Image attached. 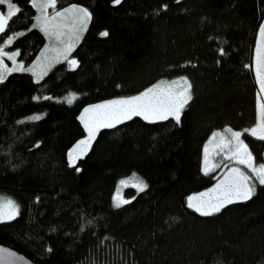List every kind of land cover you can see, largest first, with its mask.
<instances>
[{
	"label": "trees",
	"instance_id": "16d2710c",
	"mask_svg": "<svg viewBox=\"0 0 264 264\" xmlns=\"http://www.w3.org/2000/svg\"><path fill=\"white\" fill-rule=\"evenodd\" d=\"M12 2L21 10L0 43L19 32L9 47L30 64L46 39L33 26L32 3ZM73 3L93 14L72 50L76 66L62 60L38 80L20 70L0 81V196L18 205L0 221V247L16 264H264V186L216 213L187 203L216 181L202 170L214 131L241 130L255 162H264V139L245 131L256 121L251 63L264 0H57L60 8ZM183 76L193 99L179 122L136 114L101 127L68 162L86 134L85 105ZM69 93L77 94L71 103ZM124 178L148 187L127 184L116 204Z\"/></svg>",
	"mask_w": 264,
	"mask_h": 264
},
{
	"label": "snow or ice",
	"instance_id": "6c2138e0",
	"mask_svg": "<svg viewBox=\"0 0 264 264\" xmlns=\"http://www.w3.org/2000/svg\"><path fill=\"white\" fill-rule=\"evenodd\" d=\"M36 9L33 17L35 24L48 38L49 44L41 49V55L27 68L33 73L35 79L40 78L52 62L57 59H67L69 67H75L78 60L68 53L78 41L80 35L88 25L92 12L82 4H69L67 7H57V0H29ZM112 4H118L120 0H111ZM7 11H0V30H4L11 17L21 9L12 0H4ZM167 8L166 4L161 5ZM49 9H51L49 11ZM19 32L7 36L0 44V81L5 79V73L13 72L17 65L23 67L24 61L17 60L20 51H5L4 46L11 44L14 36ZM102 35H107V31ZM223 52L224 49H219ZM4 57L12 61L10 67L4 62ZM253 65L256 83L259 85L256 98V122L246 131L253 137L264 139V20L258 25ZM76 93H69L68 102L71 103ZM193 99L192 84L187 76L178 77L172 81L158 80L137 91L133 95L117 96L101 100L97 103L87 104L80 112L79 119L83 123L87 135L78 139L72 148L68 150V162L75 164V156H81L87 151L97 131L104 125L117 124L121 120H127L131 116L139 114L144 120H164L174 117L177 122L181 120V113L190 100ZM33 119L38 117L34 116ZM229 135L214 131L209 137L214 148H219L223 155L230 157L240 165H246L249 171L233 164L227 169H221L217 176V182L210 188L201 192L192 193L187 197V203L196 212L216 213L225 205L233 201H248L254 196L259 186H264V162L256 163L253 152L243 139L241 132L228 128ZM39 143V141H37ZM209 144L204 145L203 171L207 172L214 164L209 160ZM79 171V169H77ZM121 184L124 180L120 181ZM137 189L147 188L148 185L139 180ZM121 202H124L121 200ZM18 205L10 198L0 199V220H9L17 214ZM81 227H84L82 224ZM14 257L8 249H0ZM7 264H16L15 259H9Z\"/></svg>",
	"mask_w": 264,
	"mask_h": 264
},
{
	"label": "rangeland",
	"instance_id": "374dc122",
	"mask_svg": "<svg viewBox=\"0 0 264 264\" xmlns=\"http://www.w3.org/2000/svg\"><path fill=\"white\" fill-rule=\"evenodd\" d=\"M0 3H1V5L4 7V8H2V9H0V11H4V12H6L7 11V4L6 3H4V0H0ZM58 7V6H57ZM67 7V6H66ZM58 8H60V7H58ZM51 9H49V11H50ZM264 20V19H263ZM35 24V23H34ZM38 28V27H37ZM39 29V28H38ZM40 30V29H39ZM85 30V29H84ZM41 31V30H40ZM42 32V31H41ZM84 32V31H83ZM83 32H82V34H83ZM43 33V32H42ZM257 33H258V30H257ZM257 33H256V36H257ZM44 34V33H43ZM82 34L80 35V37H79V39H78V41L80 40V38H81V36H82ZM45 36V35H44ZM45 39H46V41H45V45L46 44H49L50 42H49V40H48V38L45 36ZM77 41V42H78ZM77 42L75 43V45L77 44ZM255 42H256V39H255ZM9 45L10 44H8V45H6V47L4 48L5 49V51H15L16 49L15 48H12V47H9ZM44 45V46H45ZM75 45L72 47V49H71V51L68 53V57L69 58H71L72 56H74L73 54H72V50H73V48L75 47ZM8 46V47H7ZM44 48V47H43ZM254 49H255V44H254V47H253V55H254ZM39 55H41V51L39 52V54L37 55V56H39ZM37 56H36V58H37ZM75 57V56H74ZM17 60H21L20 58H19V52L17 53ZM36 58L34 59V60H36ZM76 58V57H75ZM253 58V57H252ZM33 60V61H34ZM62 60H65L66 62H67V64H68V60L67 59H57V60H55L54 62H52L51 63V65L43 72V73H41L40 74V78L49 70V68L54 64V63H56V62H58V61H62ZM23 61V60H22ZM32 61V62H33ZM4 62L5 63H7L10 67L12 66V61H11V59L10 58H8V57H4ZM32 62L30 63V64H26L25 62H24V64H23V67H21L20 65H17L16 66V68H15V70L14 71H20V70H27V68L32 64ZM252 65H253V59H252V63H251ZM68 66H69V64H68ZM253 68V74H254V77H255V71H254V67H252ZM10 73V72H9ZM32 73V72H31ZM6 74H8V73H5V75ZM32 75H33V73H32ZM34 77V76H33ZM39 78V79H40ZM178 77H175V78H171V79H163V80H166V81H172V80H174V79H177ZM35 79V78H34ZM36 80H38V79H36ZM256 80V79H255ZM257 84V83H256ZM257 87H258V90H259V85L257 84ZM261 95L262 96H264V93H261ZM93 104V103H92ZM256 122V121H255ZM107 126H111V125H104L103 127H107ZM251 127V126H250ZM250 127H248V128H250ZM247 128V129H248ZM247 129H245V131L247 130ZM216 131H219V132H221V133H223V134H225V135H229V133H228V128H222V129H219V130H216ZM237 131H240V132H242L241 130H237ZM249 133V132H248ZM251 134V133H250ZM85 135H87V132H86V134ZM212 135V134H211ZM241 135H242V133H241ZM241 139H242V136H241ZM207 143L209 144V149H208V151H209V160L214 164V167H211L210 169H209V171H213V172H215L216 173V181L213 183V184H215L216 182H217V176H218V173H220V171H221V169H227L228 167H230V166H232L233 164H237L239 167H242V168H244V170L245 171H249L250 172V169H248L247 168V166L246 165H240V164H238V162L237 161H235V160H233V159H231L230 157H227V156H225V155H223V153H221L220 152V150H219V148H214L213 147V143L214 142H210L209 141V139H208V141H207ZM204 155H205V153L203 154V159H202V169H203V166H204ZM76 157V156H75ZM122 180H124V183L123 184H121L120 182L118 183V185H117V188H116V191H115V195H114V201H115V203L116 204H119V203H121V200H123L124 201V198H123V196H122V194H121V189H122V187H124V186H126L127 184H132V185H136V183L138 182L137 181V179H134V178H124V179H122ZM212 184V185H213ZM211 187V186H210ZM210 187H208V188H210ZM204 190V189H203ZM203 190H201V191H203ZM201 191H198V192H201ZM198 192H194V193H198ZM192 194V193H191ZM189 196V195H188ZM3 198H10V199H12L11 197H8V196H0V199H3ZM13 200V199H12ZM14 201V200H13ZM14 217V216H13ZM0 221H2V220H0ZM0 249H5V248H2V247H0ZM11 253H14V252H11ZM15 254V253H14ZM9 259H15L16 260V256L14 255V257H9L8 256V253H6V252H3V251H0V264H7V262H8V260Z\"/></svg>",
	"mask_w": 264,
	"mask_h": 264
},
{
	"label": "flooded vegetation",
	"instance_id": "af4514ba",
	"mask_svg": "<svg viewBox=\"0 0 264 264\" xmlns=\"http://www.w3.org/2000/svg\"><path fill=\"white\" fill-rule=\"evenodd\" d=\"M0 31H2V30H0ZM2 43H3V42H1L0 44H2ZM10 45H11V44H10ZM10 45H9V46H10ZM5 47H6V45L4 46V48H5ZM7 47H8V46H7Z\"/></svg>",
	"mask_w": 264,
	"mask_h": 264
}]
</instances>
